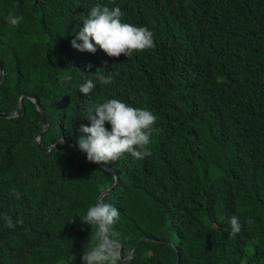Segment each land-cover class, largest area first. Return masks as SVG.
Segmentation results:
<instances>
[{
	"label": "trees",
	"instance_id": "1",
	"mask_svg": "<svg viewBox=\"0 0 264 264\" xmlns=\"http://www.w3.org/2000/svg\"><path fill=\"white\" fill-rule=\"evenodd\" d=\"M96 4L119 6L155 48H73ZM0 66V111L22 95L0 115V264H78L95 244L80 218L109 186L100 197L120 211L122 258L142 238L122 264H264V0H0ZM31 97L47 123L38 143ZM113 98L150 110L157 131L150 157L125 154L109 171L78 139L86 109ZM5 214L22 223L7 228Z\"/></svg>",
	"mask_w": 264,
	"mask_h": 264
},
{
	"label": "clouds",
	"instance_id": "2",
	"mask_svg": "<svg viewBox=\"0 0 264 264\" xmlns=\"http://www.w3.org/2000/svg\"><path fill=\"white\" fill-rule=\"evenodd\" d=\"M123 16L119 6L109 8L96 4L83 19V28L71 41L72 47L94 54L98 46L109 57L117 58L121 55L130 58L134 52L154 49V33L145 26L123 22ZM22 19V16L10 13L7 22L16 27ZM77 40L82 43H77ZM97 79L104 85L113 82L111 75L100 74ZM95 88V82L88 79L80 85L79 92L88 96ZM83 115L91 124L80 125L79 131L82 135L78 139V146L90 162L108 167L107 165L118 161L125 154H130L137 160L152 155L148 145L152 133L157 131L154 128L157 117L150 110L136 108L113 98L93 104ZM106 123L111 126L110 130L105 127ZM12 194L19 198L15 189ZM80 219L92 228L95 226V232H91L95 244L84 251L81 258L83 264H122L121 243L113 228L120 219V211L99 197ZM3 220L9 229L22 223L19 219L14 221L12 216L7 214L3 216ZM228 222L231 236L241 233L239 217L233 215ZM245 222L250 224L252 220L247 218Z\"/></svg>",
	"mask_w": 264,
	"mask_h": 264
},
{
	"label": "water",
	"instance_id": "3",
	"mask_svg": "<svg viewBox=\"0 0 264 264\" xmlns=\"http://www.w3.org/2000/svg\"><path fill=\"white\" fill-rule=\"evenodd\" d=\"M1 76H2V68H1V66H0V81H1ZM21 98H22V95H20V96L18 97V99H17V103L15 104V106H14L13 109L8 110V111H6V112H0V115H2V116H9V115L14 114V111H15L16 107L18 106V104L20 103V99H21ZM31 98H32V100L34 101L36 108L40 111V114H41V125H43V126H42V129L37 133V135H36L35 137H33L35 143H38L39 135H40V134L46 129V127H47V123L45 122V118H44L43 115H42V114H43V113H42V110H41L39 104L37 103L35 97H31ZM60 139L62 140L63 138H62V137H58L57 139H55V140H54L51 144H49L48 146H45V147H43V148H41L40 146H39V147H40L41 149H43V150H47V149H49L50 147H52L54 144H56ZM85 157H86V154H85ZM101 166L106 167L104 164H101ZM106 168H107L108 170H110V168H108V167H106ZM112 174H113V173H112ZM113 177H114L113 183H115V181H116V176L113 174ZM110 187H111V186L106 187V188H104L100 193H98L97 196H96V200L102 195V193L106 192ZM141 239H142V238H139V239L135 242V244L130 248L128 254H127L125 257L122 258V261H126V260L130 257V255H131V253H132L134 247L136 246V244H137L139 241H141ZM175 264H177V263H175Z\"/></svg>",
	"mask_w": 264,
	"mask_h": 264
},
{
	"label": "rangeland",
	"instance_id": "4",
	"mask_svg": "<svg viewBox=\"0 0 264 264\" xmlns=\"http://www.w3.org/2000/svg\"><path fill=\"white\" fill-rule=\"evenodd\" d=\"M82 262H83V261L79 260V261H78V264H83Z\"/></svg>",
	"mask_w": 264,
	"mask_h": 264
}]
</instances>
